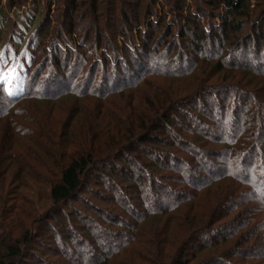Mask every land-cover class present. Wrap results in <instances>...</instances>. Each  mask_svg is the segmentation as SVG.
<instances>
[{"label": "rangeland", "instance_id": "1", "mask_svg": "<svg viewBox=\"0 0 264 264\" xmlns=\"http://www.w3.org/2000/svg\"><path fill=\"white\" fill-rule=\"evenodd\" d=\"M14 1L15 3L11 7L10 3ZM70 1L71 0H0V72H4L7 75L9 70H14V78L9 77L11 80L12 93L15 89L23 86L24 80L26 81L27 72H29L30 75H34L36 72H41V70L44 69V72L39 75L40 80L43 79L45 75L47 76L49 72L53 74L61 72V66H64V55H71V58L70 62L67 64L68 66L63 77H66V74L71 68L74 69L75 65L78 67L82 62L85 63L82 71H86L85 73L88 75L89 72L95 70L98 63L102 64L104 62L105 56L114 55L111 57L112 59L110 61H114L118 55V57L123 56L121 52L118 54H110V50H105L109 45L106 39L108 40L111 33L120 26L121 1L77 0L74 13L69 18L68 14L70 10H68V7ZM152 1L153 0H141V11L147 6L151 7ZM130 6L136 8L133 3ZM113 7H115V9ZM123 7H125V3H123ZM132 11V8L127 10L128 16L131 17L132 14H134ZM164 11L165 15L158 4H155V6L153 5V18L151 17V20L157 19L160 24L159 28L148 30L149 33H153L152 40L147 42L149 43V50L147 52L150 55L147 54V56L144 57L146 52L142 53L140 50H132L133 52L128 51L127 56L123 57L126 59L125 61L135 66L132 74L134 79L131 80L132 84L128 85L130 87L128 88L126 86V89H123V91L118 94L111 93L105 99V102L111 104V108H109L108 111H110L112 115H114L112 112L115 109H119V116L125 113L126 115H136L139 120H142L145 119L146 116L144 115L146 104H148L150 100H155L156 96H158L159 102H162L163 97H168V99L183 97L185 99L183 107H178L176 109H171L170 107L168 109V116L170 118L169 123L162 127L156 124L157 127H159L158 130H156L155 133L151 132V137H154V139H156L155 141L159 143L146 142L144 144L135 145L130 152L125 154V159L128 161L127 163H124L123 160L118 158L116 161H109L108 163H114L116 167H121V170L131 174L132 180H130L129 177L121 175L123 171L119 169L118 174L116 173V176L110 177L108 180L103 178L104 181H102L103 179L99 180L96 178V181H99V183L92 180L88 182V187L86 188L87 191H91L93 195L84 192L80 197L82 200L81 202L72 201L65 206L61 205V214H58V216L54 218L55 216L53 217L52 213L57 212L48 213L51 209L49 182L53 180L57 174L54 175L55 172L53 173L54 169L52 168L54 162L46 159L44 153L41 152L39 148H44L50 143L53 145L58 143L56 135L61 134L60 137L65 135L67 129L65 127L67 123L66 119H69L71 123L69 138H74L77 136L78 132L80 134V130L85 128L86 121L85 119L82 120L84 115H80V118L75 116L76 118L74 117L73 119L68 115V111L76 105L77 99L68 98L65 101L63 100L57 104L48 106L40 104V107H45L47 110L52 111L53 116L51 121L54 123L55 134L49 138L50 143L47 141H38V144L34 142L29 143L27 145L29 155L14 146L11 153L17 154L20 152V154L22 153L20 156L21 158L15 161V163L8 162L4 166L0 164V184L4 185L6 183L0 192V243L2 242V244H5L1 238L4 237V239H7L9 232L11 236H15V229L9 225L20 227L22 223L30 224L29 221L31 218L37 216L40 217V222L37 223V225L33 223L30 229L32 230V235L38 242L37 244L34 243L30 250L28 249L30 253H34L32 254L34 258L35 256L40 257L43 253V260L48 264H80L82 260L77 254L74 256L73 262H71V259L68 257L70 252L75 254L74 243H69L62 238L61 244L60 242L54 244L53 239L55 238L56 240V238L61 235V231L66 232V230H68V232H72V234L80 236V238L88 234L87 230L98 233L101 229L93 231L90 228L95 225H98L100 228H113L114 233L121 231L127 232L128 234L131 232L129 228H136L137 231H145L146 227L148 228L153 224L151 219L145 220V222H149L146 225H144L145 222L140 225L136 223L137 219H141V214H145L146 212L144 208L139 206L143 199V185L146 186V188H144L146 189L145 191H148V189L151 190L149 193L155 192L156 185L162 186V188H165L164 193L167 197H163L160 200L162 203L161 205L164 206L168 202H174L173 205H175L176 203H182V200L177 198V194H185L184 188H186V180L183 179L184 172H194L193 175L198 174L199 178L203 180V178L207 176V173L201 166L203 161L216 165L219 164V167L224 165L223 161L225 157L222 156L221 153L224 152L226 148L224 142L228 139L225 137L226 130L224 129L229 122H231L233 125L235 124L232 130L236 131V133H242L244 131L246 126V123L243 121L245 118L244 114H246L244 110L249 107L250 102L242 106L241 99L238 96H233L235 91H231L228 94L222 92L215 98H211L208 92H211V90L213 91V89L215 90L217 87H227L231 89L234 84L231 82L230 77L236 76L238 79H245V82H253L254 86L258 84L255 88L251 87L253 90L252 92L255 93L254 95L259 101L264 102V90L260 91L262 87L264 89V81L262 82L260 78L242 68V70H235L234 66H232L233 60H235L234 63L236 66L239 64V57L236 54L232 56V58H225L224 63L226 68L217 73L218 67L215 66L216 62L205 61V59H203V57L209 56V53L213 54L215 52L212 49V51H208V45L205 44L200 46L202 48L201 56L194 55L192 50L188 48L191 42L188 34L186 33V35L182 37V29L177 26L172 17L167 16L166 9ZM173 24L175 26L173 27V32L171 31V36L166 37L165 32L168 26H172ZM69 27L71 31H69ZM87 38H89L88 41L86 40ZM97 38L101 40V50L98 49V44L95 46V40ZM142 39L147 41L146 37ZM135 44L142 46L144 42H140L138 38H135ZM71 46H73V49L70 51L69 49ZM109 46L112 47L111 44ZM116 46L120 48L121 44L118 42ZM246 47L251 50L253 43ZM119 48H117V50ZM212 48H214V45H212ZM260 48L264 50V42L261 44ZM215 49L217 50V48ZM154 53H157L154 55L155 57L151 56ZM248 57L249 60H251V56ZM56 59L59 64L55 63ZM119 59L121 60L122 58ZM263 59L264 53L262 52L258 60L262 61ZM66 61H68V59H66ZM243 67L247 68V66ZM101 69H103L101 66L97 68L94 85L98 82ZM83 72L80 74L81 81L87 77ZM181 73L185 74L182 75ZM77 83L78 80H76L71 87H77V89H79ZM81 84L84 86L85 81L81 82ZM2 86L3 85L0 84V100L2 97ZM3 87L5 88V85ZM36 91H38V89H36ZM194 93H196V95L199 94L195 100H193L194 97L188 96ZM85 98L87 99L86 101H84ZM85 98L84 100L80 98L83 100L79 102L81 107L87 104L90 108L92 107V103L96 104L99 101L94 97ZM228 98H231V100L227 102L226 99ZM0 106L8 107L11 106V104L4 102L3 104L0 103ZM36 106L38 107V103L27 101L20 105L17 104L13 107V110L15 109L16 113L17 110L19 112L29 109L32 111ZM220 108L221 110H219ZM237 108L239 109L238 112L236 111ZM121 116L123 117L124 115ZM108 118L109 120H107ZM108 118H106L107 123L112 128L111 130H113L116 126V121L111 119L110 115ZM4 121L5 119L0 120V124L1 122L4 123ZM126 121L129 125L132 124L133 127L135 126V122L132 120ZM241 121H243L242 125L239 123ZM44 122L45 120L42 119L41 123L43 124ZM48 122H50V120ZM124 127L128 128L127 125ZM41 132L42 131H40V134ZM174 136L179 137L178 140H180V146L182 145L181 148L172 146L174 143ZM184 140L187 141L189 145L190 142H192L191 146L184 144ZM74 150L75 147L71 144L67 148L66 157H70ZM171 154L176 157L180 163L184 164V166L177 165L176 167L173 160H169L168 158ZM56 161H59V157ZM130 162L133 165H131ZM109 165V167H111V164ZM45 166L49 168V172L43 169ZM185 167L189 168L188 171ZM145 172L149 173L151 177L146 178V176H144ZM104 174L107 175L108 173L105 172ZM141 174H143V177ZM140 177H142V179L140 180V184H138ZM181 179L183 181L185 180V184H180ZM197 180L199 179L197 178ZM197 180L195 179V181ZM206 181L207 179L205 182ZM236 182L237 181L232 178H227L221 182L212 184L209 189H201L198 198L196 197L194 201L184 204L180 211L176 212V219H179L180 222L178 223L179 227L175 226V228L173 225L172 232L181 235L177 233L179 228H181L180 231L182 232L184 230L188 231V229L189 232H191L195 229L189 227L192 225V222L197 226L205 217L211 216L208 209L210 210L213 208V211L216 210L217 212V209H219V202H221L223 196L228 194L230 190H234L235 188L239 189L238 186L241 187V185ZM203 187L204 185L201 188ZM112 188L114 191L113 194L110 192ZM244 189L245 187L242 186L241 190ZM192 191L189 190V192ZM242 198L245 200L247 196L243 195ZM135 203H138V206H134ZM256 206L257 205L254 203L248 202L247 204H242L229 211L227 210L228 208L225 209V211L221 208L222 212H225H223L225 216L219 219L216 227L218 225L229 226L230 224L240 223L242 221V218L239 216L241 211H250V208H255ZM71 209H73V211H71ZM88 210L91 213H87ZM126 213H128L129 216H127ZM218 214L222 215L221 212ZM78 216H80L81 219L74 218ZM48 217H51L50 221L45 219ZM82 220L84 222H82ZM104 221H107L108 224L105 225ZM46 225H49L50 231L48 233L44 231ZM155 226H157V223ZM160 230L161 229L156 228L152 235L157 236ZM142 233L144 234V232ZM198 235L195 234L194 238L196 239ZM51 237H53V239H51ZM191 238L188 239L187 244L196 246V249L189 250V255H192V253H199V255L193 257L191 264L200 261L205 262L206 259L212 257L216 251L223 252L234 245L233 239L225 241V244L219 245L218 248L208 249L207 247L202 248L204 247L203 245H205L203 241L205 237L202 239L203 242L201 241L198 243L195 241L191 242ZM88 242L89 241L85 239L82 248L84 251H89L91 249L92 252L85 256V258L87 259L95 256L97 258V256H99L96 248L97 244L91 243V245ZM57 243L63 247H67L68 254H64ZM139 248L140 251L137 252ZM200 250L201 252H199ZM150 251L152 252L151 247L143 248L133 243L132 247L123 250L121 254L119 253L107 264H112L111 261H116L119 264L122 260L124 262L123 264H127L130 263L129 258L132 261L135 260L136 253L141 254L143 257V255L147 253V256H150ZM100 260V264H103L102 258ZM24 264H34V261L28 258L24 260ZM113 264L115 263L113 262Z\"/></svg>", "mask_w": 264, "mask_h": 264}, {"label": "trees", "instance_id": "2", "mask_svg": "<svg viewBox=\"0 0 264 264\" xmlns=\"http://www.w3.org/2000/svg\"><path fill=\"white\" fill-rule=\"evenodd\" d=\"M120 1L122 3L120 26L111 33L108 40L106 39L112 47L108 45L105 50H110V54H118L121 52L123 56H116L114 61H110L114 55L105 56L104 62L102 64L98 63L95 70L89 72L88 75H86V71H82L85 64L82 62L78 67L75 65L74 69L71 68L66 74V77H63L71 58V55H64V66H61V72L54 74L49 72L41 80L39 79V75L44 72V69L41 72H36L34 75H30L27 72L26 81L24 80L23 86L15 89L12 95L5 94L4 85L2 84L0 103L8 102V104H11L8 107L0 106V120L5 119L4 123L1 122L0 124V164L3 166L8 162L15 163V161L21 158L22 153H11L14 146L29 155L27 151V145L29 143L34 142L38 144V141H47L50 143L49 138L55 134L54 123L51 121L53 116L52 111L47 110L45 107H40V104L48 106L57 104L63 100L65 101L68 98L77 99L76 105L68 111V115L72 119L75 116L80 118L84 115L82 120L85 119L86 121L85 128L81 126L80 134L78 132L77 136L69 138L71 123L69 119H66L67 123L65 127L67 129L65 135L61 137V134L56 135L58 143L55 145L50 143L44 148H39L44 153L46 159L54 162L52 169H54V175L57 174L49 182L51 209L48 213L57 212L52 213V216H55L54 218L58 214H61V205L65 206L72 201L81 202L80 197L84 192L93 195L91 191H87L86 189L88 182L93 180L99 183V181H96V178L99 180L103 178L108 180V178L116 176V173L118 174L121 167H116L114 163H108L109 161H116L118 158L123 160L124 163H127L125 154L130 152L135 145L146 142H155L158 144L159 142L155 141L156 139L154 137H151V132L155 133L159 128L156 124L160 127L167 125L170 121L168 109L170 107L171 109H176L184 106L185 99L183 97L176 99L163 97L162 102H159L158 96H156L155 100H150L146 104L144 110V115H146L145 119L139 120L136 115H126L124 113L119 116V109H115L112 112L114 115H112L108 111L111 108V104L105 102L109 94H118L123 89H126V86L129 88L130 86L128 85L132 84L131 80L134 79L132 74L135 66L123 58L127 56L128 51L140 50L142 53L146 52L144 57L149 54L147 52L149 50V43L147 42L152 40L153 33H149L148 30H155L159 28L160 24L157 19L151 20L153 16V5L158 4L164 12V15V10L166 9L167 16L172 17L177 26L182 29V37L186 33L188 34L191 39L188 48L192 50L194 55L201 56L202 48L200 46L205 44L208 45V51L213 50L217 54L211 53V55L209 53V56L203 57L205 61L216 62L215 66L218 67L217 73L226 68L224 63L225 58H232L236 54L239 57V64L236 66L234 63L235 60H233L232 66H234L235 70H247V72L260 78L262 82L264 81V59L262 61L258 60L260 54L262 52L264 53V50L260 48L264 42V0H153L151 2L152 6H147L142 11L140 7L141 0ZM14 3L15 1L10 3V6L12 7ZM123 3H125V7H123ZM132 3L136 8L130 6ZM76 4L77 0L70 1L68 7V10H70L68 14L69 18L74 13ZM113 8L115 9V7ZM130 8L133 9L132 12L134 13L131 17L127 13V10H130ZM174 26V24L168 26L165 32L166 37L171 36V31L173 32ZM69 31H71L70 27ZM145 37L147 41L142 39ZM135 38H138L144 44L138 46L135 44ZM86 40L88 41L89 38ZM118 42L121 44L120 48L116 46ZM252 43L253 47L250 50L246 46ZM100 44L101 40L97 38L95 40V46L97 45L98 49L101 50ZM212 45H214V48H212ZM117 48L119 49L117 50ZM72 49L73 46L69 50L71 51ZM155 54L157 53L151 56ZM248 56H251V60H249ZM119 58L122 59L120 60ZM55 63L59 64L57 59ZM99 66L103 69H101L98 82L94 85L95 73ZM243 66H247V68ZM82 72L87 76L83 81L80 79ZM181 74L184 75L185 73ZM76 80H78L77 84L79 89L77 87H71ZM230 80L234 84L232 88L230 87L231 89L217 87L215 90L213 89V91L208 92L210 93L209 96L215 98L222 92L228 94L231 91H235L233 96H238L241 99L242 106H245L249 102L250 104L244 110L246 114H244L245 118L243 121L246 123V126L242 133H236V131L232 130L235 124L233 125L231 122L224 129L226 130L225 137L228 138L224 142L226 148L221 153L225 157L223 161L224 165L219 167V164L216 165L203 161L201 166L207 173L206 178H203V180L199 178L198 174L193 175L194 172H184L183 179L186 180H184L186 183V188H184L185 194H177V198L182 200V203H176L175 205H173L174 202H168L164 206L161 205L160 200L163 197H167L164 193L165 188H162V186L156 185V193L154 191L153 193H149L151 190L148 189V191H145L146 189L144 188L146 186L143 185V199L139 206L144 208L146 212L143 210L145 214H141V219H137L136 223L140 225L145 220L151 219L153 224L148 228L146 227L145 231H137L136 228H129L131 232L128 234L127 232L121 231L114 233L113 228L107 229L108 227H104V229L95 225L94 227H90L93 231L96 229L101 230L98 233L87 230L88 234L84 235L85 237L83 236L84 239L83 237L80 238V236L72 234V232H68V230L66 232L61 231V235L56 240L51 237L54 240V244L56 242H60L61 244L62 238L69 243H74L75 254L71 252L68 254L67 247H63L57 243L62 252L68 254L71 262L74 261L73 258L77 254L82 260L80 264H100L101 258L102 263L107 264L119 253L121 254L123 250L132 247V244L135 243L136 246H142L143 248L151 247L152 252L150 251V256H147V253L143 257L141 254L136 253L135 260L132 261L129 258L130 263L127 264H191L193 257L199 255V253L189 255V250H195L196 246L187 244L188 239L192 237L191 242L195 241L198 243L205 237L203 239L205 245L202 248H218L219 245L225 244V241L233 239L234 245L223 252L216 251L205 262L200 261L195 264H264V102L259 101L254 95L255 93L252 92L251 87L255 88L258 84L254 86L253 82H245V79H238L236 76L230 77ZM84 81L85 85L82 86L81 82ZM262 90H264L263 87L260 91ZM188 96L194 97L193 100H195L199 94L196 95L194 93ZM85 97H94L99 101L96 104L92 103V107L90 108L86 103V105L81 107L79 102L83 101ZM80 98H83V100ZM86 100L85 98L84 101ZM226 100L228 102L231 98ZM27 101L38 103V107H34L32 111L30 109L20 112L17 110V113L15 109L13 110V107L17 104L20 105ZM238 110L237 108L236 111L238 112ZM107 115H110L111 119L116 121V126L113 130H111L112 128L107 123V120H109ZM121 115H124V118ZM106 118L108 119L106 120ZM42 119L45 120L43 123L44 126L41 123ZM49 120L50 122H48ZM126 120H132L135 122V126L133 127L131 123L129 125ZM243 121L239 123L242 125ZM126 125L128 128L124 127ZM40 131H42L41 134ZM173 139L174 143L172 146L181 148L182 145L180 146L179 137L174 136ZM71 144L75 147V150L70 157H66L67 148ZM184 144L189 145L187 141ZM191 144L192 142H190L189 146ZM58 157L59 161L57 162ZM168 158L169 160H173L176 167L177 165L184 166L172 154ZM109 164H111V167H109ZM130 164L133 165L131 162ZM43 169L48 172L50 171L47 166L43 167ZM186 169L188 171L189 168ZM121 171H123L121 175L129 177L132 180L131 174L124 170ZM105 172L108 174L105 175ZM141 176L143 177V174ZM144 176L146 178L151 177L146 172ZM142 177L139 178L138 184H140ZM227 178L234 179L237 181L236 183L241 185V187H245V189L241 190V187L238 186L239 189L235 188L234 190H230L228 194L223 196L221 202H219L217 212L216 210L213 211V208L208 209L211 216L205 217L197 226L195 223H191L192 225L189 227L192 229L195 228L192 230L193 232H189V229L188 231L184 230L182 232L180 231L181 228H179L177 233L181 235L174 234L172 227L173 225L174 227H179L178 223L180 222L179 219H176V212L180 211L184 204L194 201L196 197L198 198L201 189H209L212 184L221 182ZM128 179L127 181L129 182ZM206 179L207 181L205 182ZM184 181L181 179L180 184L183 185ZM5 185L6 183L4 185L0 184V192ZM203 185L204 189L201 188ZM189 190L194 191L189 192ZM110 192L113 194V188ZM243 195L247 196L245 200L242 198ZM248 202L254 203L257 206L250 208V211H241L239 216L242 218V221L240 223L230 224L229 226L218 225L216 227L219 219L225 216L223 214L225 209L228 208L227 210L229 211ZM136 205L138 206V203H135L134 206ZM221 208L224 209L223 212ZM219 212L222 215L218 214ZM87 213L91 212L88 210ZM126 215L129 216L128 213ZM74 218L81 219L80 216ZM45 219L50 221L51 217ZM31 220L29 221L30 224L22 223L20 227L9 225L15 229V236H11L10 232L8 233L6 230L9 236H7V239H4V237L1 238L5 244L0 243L2 245L0 246V264H24V260L28 258H31L34 264H48L43 260V253L40 257L35 256L34 258L32 255L34 253L29 252L31 246L38 242L32 235L30 228L33 223L37 225L40 222V217L34 216ZM82 222L84 221L82 220ZM104 222L105 225L108 224L107 221ZM148 223L147 221L144 225ZM156 223L157 226H155ZM156 228L161 230L157 236H154L152 234ZM44 231L45 233L50 231L49 225L44 227ZM195 234H199L196 239L194 238ZM85 239L89 241V244H97L98 260L96 256L85 258V256L92 252L91 249L89 251L83 250L82 246H84L83 241ZM139 251L140 248L137 249V252ZM113 262L118 264L116 261H111L112 264ZM123 263V260L119 262V264Z\"/></svg>", "mask_w": 264, "mask_h": 264}, {"label": "snow or ice", "instance_id": "3", "mask_svg": "<svg viewBox=\"0 0 264 264\" xmlns=\"http://www.w3.org/2000/svg\"><path fill=\"white\" fill-rule=\"evenodd\" d=\"M15 72L14 70H9L7 75L4 72H0V84L5 85L4 92L6 95H12L11 91V80L9 77L14 78Z\"/></svg>", "mask_w": 264, "mask_h": 264}]
</instances>
